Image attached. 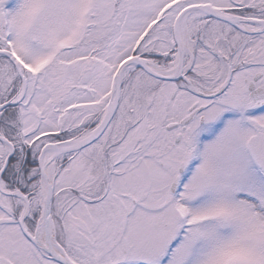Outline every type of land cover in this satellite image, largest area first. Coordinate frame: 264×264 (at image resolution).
Returning <instances> with one entry per match:
<instances>
[{
  "label": "snow or ice",
  "instance_id": "1",
  "mask_svg": "<svg viewBox=\"0 0 264 264\" xmlns=\"http://www.w3.org/2000/svg\"><path fill=\"white\" fill-rule=\"evenodd\" d=\"M0 264H264V0H0Z\"/></svg>",
  "mask_w": 264,
  "mask_h": 264
}]
</instances>
